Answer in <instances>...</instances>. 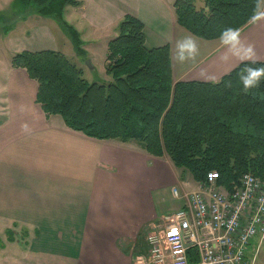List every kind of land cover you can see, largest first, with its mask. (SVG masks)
Segmentation results:
<instances>
[{
  "label": "crops",
  "instance_id": "1",
  "mask_svg": "<svg viewBox=\"0 0 264 264\" xmlns=\"http://www.w3.org/2000/svg\"><path fill=\"white\" fill-rule=\"evenodd\" d=\"M65 13L73 25L79 21L93 31L118 28L127 13L138 16L148 46L170 43L175 79L216 80L242 60L264 59V0L258 14L235 30L236 40L232 32L213 39L196 36L178 23L174 0H80L68 4ZM3 36L0 264H152L147 230L181 208L183 191L197 189L199 182L138 140L90 136L60 114H47L36 99L38 81L11 60L18 51L35 49L18 46L17 37L7 46ZM187 36L196 41L198 54L180 63L176 43ZM83 48L91 60L94 46ZM263 245L256 238L249 246V256L259 264H264Z\"/></svg>",
  "mask_w": 264,
  "mask_h": 264
},
{
  "label": "trees",
  "instance_id": "2",
  "mask_svg": "<svg viewBox=\"0 0 264 264\" xmlns=\"http://www.w3.org/2000/svg\"><path fill=\"white\" fill-rule=\"evenodd\" d=\"M20 18L35 12L57 19L83 53L81 32L65 17L80 0H14ZM177 21L196 36L213 39L237 30L260 10V0H174ZM5 27V32L13 28ZM38 81L37 101L72 128L98 137L138 140L152 154L168 155L194 180L219 173L233 188L243 173L264 178V78L243 90L240 76L264 59H245L219 79H175L169 42L148 46L145 24L127 13L109 39L105 58L111 81H89L83 68L55 48L23 49L12 56Z\"/></svg>",
  "mask_w": 264,
  "mask_h": 264
},
{
  "label": "built area",
  "instance_id": "3",
  "mask_svg": "<svg viewBox=\"0 0 264 264\" xmlns=\"http://www.w3.org/2000/svg\"><path fill=\"white\" fill-rule=\"evenodd\" d=\"M218 177L209 171L197 189L183 191L181 208L150 226L152 264H259L248 251L254 239L264 243V178L246 172L228 188Z\"/></svg>",
  "mask_w": 264,
  "mask_h": 264
},
{
  "label": "rangeland",
  "instance_id": "4",
  "mask_svg": "<svg viewBox=\"0 0 264 264\" xmlns=\"http://www.w3.org/2000/svg\"><path fill=\"white\" fill-rule=\"evenodd\" d=\"M9 1L10 0H8V2ZM196 3L198 5H203L204 0H196ZM22 11L24 10L18 4L14 5L12 2L11 4L0 2V37L3 36L5 27L10 28L12 24L14 25V28L9 32V35L7 37L3 36L2 38L5 45L13 46L14 41H17V39H13L12 37H17L19 39L18 46L34 49H59L63 51L71 61L83 68V75L89 81H97L101 83H108L111 81V75L106 72L105 68V39L108 38L110 34H112L111 37L115 36L118 33L117 27L116 29L113 27H103L99 30L93 31L91 28L88 30L89 27L83 25L81 22L78 21L75 23L74 21V25L81 32L82 39L85 40V42L82 41V46H94V49H92L94 57L90 60L89 57H84L83 54L76 51L71 37L63 29L57 19L52 16H43L35 12H30L26 17L20 18ZM66 15L67 14L65 13V16ZM66 18L68 17L66 16ZM89 33L94 36H89ZM92 39H95V41H91ZM186 172L189 171L186 170ZM194 181L196 182L195 185H197V181ZM192 187L195 188L196 186ZM192 187L188 186L187 188ZM168 200H170V198ZM10 236L14 235L10 234ZM263 248L264 245L262 246V250Z\"/></svg>",
  "mask_w": 264,
  "mask_h": 264
},
{
  "label": "clouds",
  "instance_id": "5",
  "mask_svg": "<svg viewBox=\"0 0 264 264\" xmlns=\"http://www.w3.org/2000/svg\"><path fill=\"white\" fill-rule=\"evenodd\" d=\"M229 31L232 32V40H236L238 32H235L234 30ZM197 54L198 47L196 41L190 36L184 37L183 39L177 41L175 56L177 62L183 63L186 60L195 59ZM262 78H264V67L246 68L243 70V73L240 76L243 90L247 92L248 90L259 86Z\"/></svg>",
  "mask_w": 264,
  "mask_h": 264
}]
</instances>
